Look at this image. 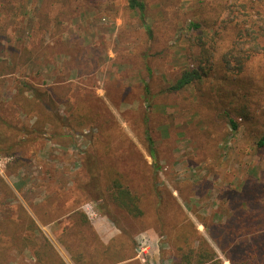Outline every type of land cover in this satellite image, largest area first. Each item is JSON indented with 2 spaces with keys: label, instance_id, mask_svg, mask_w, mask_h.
<instances>
[{
  "label": "rangeland",
  "instance_id": "rangeland-1",
  "mask_svg": "<svg viewBox=\"0 0 264 264\" xmlns=\"http://www.w3.org/2000/svg\"><path fill=\"white\" fill-rule=\"evenodd\" d=\"M225 1L145 0V25L153 32L149 43L145 25L137 11L128 7L127 0H0V23L10 31L9 41L0 37V58H17L24 46L33 48L40 43L43 46L38 53H33V61L28 59L22 64L17 60L13 73L0 76V96H7L3 100L6 107L0 103V114L8 115L15 125H20L21 121L31 124L34 120L35 111L31 116L24 115L16 107L25 102L22 95L30 96L27 90L17 94L15 87L20 81H27L39 90L49 87L64 90L61 86L75 83L92 93L93 98L100 97L122 129L111 130L107 150L87 141L75 126L62 127L63 132L72 136L70 140L53 139L45 134L22 147L9 149L8 142L0 143V175L16 199L30 210L29 205L43 199L47 192L76 186L86 177L85 156L92 151L127 177L135 175L134 184L138 185L141 155L151 163L142 142L145 126L141 119V92L144 80L149 79L153 100L148 125L159 151L156 182L163 194L173 196L191 220L192 225L187 229L195 238L193 244L197 245V237L201 236L214 249L221 264H232L231 260L234 264H244L253 253H249L252 242L249 237L253 230H258L259 246L253 254L254 264H264V145L256 143L258 135L264 132V52L256 54L247 67L254 79L255 99L259 98V102L252 101L248 117L236 116L239 120L236 130L226 121V102L216 103L212 98L213 104L205 103L192 84L170 95L159 93L183 67L192 65L194 55L199 52L195 46H189L195 41V32L188 29V22L226 18L229 11L225 9ZM255 8L259 13L250 15L261 23L264 4L259 3ZM234 12L242 24L240 17L244 16L237 8ZM233 30L232 25H228L225 38L218 44L220 52L229 45ZM77 44L81 50L73 56L69 50ZM14 48L19 52L13 56ZM146 65L152 69L150 77ZM73 93H65L63 97L68 96L75 106L79 101ZM240 99L234 102L238 107L243 102ZM256 113V117H252ZM46 128L50 133L55 130L52 125ZM83 132H87V128ZM20 138L27 137H11V142ZM15 153L19 167L9 173L8 164ZM252 189L259 195L258 210H255L260 213L258 222L250 226L249 234L239 233L240 237L244 236L240 244H232L231 238L217 235L223 252L209 233H222L225 219L233 221L234 217L229 214L242 215L250 208L248 205L253 204L254 197ZM0 197H3L1 191ZM78 199L77 205L100 227L107 232L117 230L101 215L97 203L84 195L80 198L78 195ZM72 201L70 195L67 202L55 199L52 211H57V205L60 211L73 204ZM62 221H67L66 217ZM37 223L65 262L71 264L53 238L58 224L42 225L38 220ZM124 223L126 228L134 230L136 257L142 264L171 263L173 247L159 221L147 217ZM20 262L28 264L29 253H23Z\"/></svg>",
  "mask_w": 264,
  "mask_h": 264
},
{
  "label": "trees",
  "instance_id": "trees-1",
  "mask_svg": "<svg viewBox=\"0 0 264 264\" xmlns=\"http://www.w3.org/2000/svg\"><path fill=\"white\" fill-rule=\"evenodd\" d=\"M225 3H227L225 9L229 11L226 18L222 19V16H219L212 20L197 19L188 22V29L195 32V41L189 46H195L199 52L194 55L192 65L183 67L176 78L160 88L159 93L170 95L192 84L200 92L199 96L205 103L213 104L212 98L216 103L226 102V121L232 130H236L239 126L236 116L248 117L252 101L259 102V98L255 99V89L252 88L255 83L247 67L256 54L264 52V17L261 18L260 23L259 20H253L250 15L252 12L259 13V9L257 10L255 6L259 3L264 4V0H226ZM127 5L131 10L137 11L140 21L145 25V0H127ZM236 8L241 12L240 15L244 16L240 17L242 24L239 17L235 16ZM228 25H232L234 29L230 36L231 41L225 50L220 52L221 47L218 48V44L220 42L221 45L222 39L225 38ZM145 29L150 43L153 40L152 29L149 25H145ZM0 37L10 40L8 27L1 23ZM40 46L21 47L17 58L13 56L19 50L14 48L11 61L0 58V76L13 73L17 60L22 64L27 63L28 59L33 61L32 55L41 50L43 46ZM80 50L81 47L77 44L69 50V53L75 56ZM146 70L150 77L152 69L146 65ZM75 74L79 75L78 72ZM15 88L17 94L22 90H27L30 94V96L22 95L25 102L15 103L20 113L31 116L35 111V114L31 124L21 121L20 125L12 123L8 115L0 114V143L8 142L9 149L28 145L44 137L45 134L53 139L70 140L72 136L63 132L62 127L75 126L87 141L94 145L100 144L107 150L109 148L107 140L111 137V130L115 132L122 130L114 114L102 99L98 96L93 98L92 93H87L75 83L61 86L64 90L54 87L39 90L27 81H20ZM68 92H74V98L79 101L75 106L68 96L63 97ZM141 93L143 94L141 119L145 126L142 142L151 158V163L143 159L142 155L141 158L139 157L142 169L139 171L138 185L134 184L135 175L127 177L115 165L106 162L105 158L99 157L95 151H92L85 156L83 167L86 177L83 181L74 187L47 192L43 199L31 203L28 210L16 199L12 189L0 175V191L3 194V197H0V264H21L20 259L25 252L29 253L28 264H67L43 233L37 220L42 225L58 224L59 228L57 231L54 230L53 238L71 264H142L136 257L134 230L126 228L124 222L143 220L147 217H154L169 234L168 239L173 247L170 264H221L205 238L198 236V244H193L195 238L187 229L188 225H192L191 220L174 201L173 196L170 193L163 194L157 185L159 151L158 142L153 138L148 125L150 105L153 100L149 79L144 80ZM108 96L110 98V95ZM4 98L0 96V103L3 106H5ZM238 98L243 101L239 107L234 104ZM257 113L252 117L255 118ZM48 125H52L55 130L48 132L46 128ZM85 128L87 132H83ZM21 135L31 138H20L11 142V137L19 138ZM62 141L65 146V141ZM256 143L258 146L264 145V132L258 135ZM18 164L19 158L15 153L13 160L8 164V172H16ZM75 190L76 194L73 192ZM251 193L254 194L252 200L254 207L248 205L250 208L242 215L236 212L229 214L231 218L234 217L233 221L230 218L225 219L221 225L224 228L222 233H209L223 252L224 249L217 241V235L231 238L232 244H240L244 236L240 237L239 233L249 234L252 232L250 226L258 222L260 213L255 210L259 206V195L256 196L253 189ZM69 195L73 198V204L60 211L57 205V211H52L51 205L55 199L67 202ZM78 195L79 198L84 195L88 200L97 203L102 211L101 215L109 219L117 230L107 232L96 223V220L91 219L77 205ZM64 217L67 220L65 222L62 221ZM259 237L258 230H253V234L249 237L252 241L249 253H253L245 259L244 264H254L253 254L258 251ZM231 263L234 264L232 260Z\"/></svg>",
  "mask_w": 264,
  "mask_h": 264
},
{
  "label": "built area",
  "instance_id": "built-area-1",
  "mask_svg": "<svg viewBox=\"0 0 264 264\" xmlns=\"http://www.w3.org/2000/svg\"><path fill=\"white\" fill-rule=\"evenodd\" d=\"M2 166V160H0V167ZM0 170H1V168H0Z\"/></svg>",
  "mask_w": 264,
  "mask_h": 264
}]
</instances>
